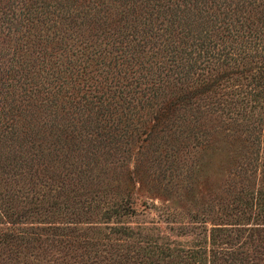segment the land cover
Instances as JSON below:
<instances>
[{"label": "trees", "instance_id": "obj_1", "mask_svg": "<svg viewBox=\"0 0 264 264\" xmlns=\"http://www.w3.org/2000/svg\"><path fill=\"white\" fill-rule=\"evenodd\" d=\"M43 18L35 21L42 24ZM11 21L1 12L0 27L7 33L18 29ZM79 21L82 31L96 37L98 32L100 39L120 36L110 45L117 53L113 71L106 76L110 63L98 64L105 89L95 120L112 114L108 105L114 99L127 104L132 86L125 71L134 66L133 52L156 46L159 38L164 58L148 65L147 79L168 91L153 118L210 94L219 114L244 127L243 146H252L239 151L218 190L200 208L187 206L185 220L172 221L180 224L168 231L123 221L135 213L127 194L126 199L103 194L91 204L84 185L65 180L74 168L52 159L54 146H0V264H264V0H111L87 9ZM20 39L15 37V47ZM60 42L54 45L60 48ZM44 46L32 41L24 56L9 58V65L43 66L53 50ZM68 64L67 59L62 68ZM131 73L137 83L146 79ZM61 86H54L52 96ZM153 96L157 100V90ZM64 118L55 113L45 124L56 127ZM33 126L23 141L48 134L47 126ZM2 137L10 143L17 139L13 130ZM246 171L255 174L252 185L241 178Z\"/></svg>", "mask_w": 264, "mask_h": 264}, {"label": "rangeland", "instance_id": "obj_2", "mask_svg": "<svg viewBox=\"0 0 264 264\" xmlns=\"http://www.w3.org/2000/svg\"><path fill=\"white\" fill-rule=\"evenodd\" d=\"M5 1L0 0V11L18 29L15 32L9 28L7 33L0 27V146H54L58 151L53 152L52 159L74 168L65 180L84 185L83 196L91 198V204L103 194L116 192L124 199L127 194L135 213L125 215L123 221L131 225L143 222L168 231L180 224L172 221L185 220L187 206L200 208L218 190L239 151L252 146H243L244 127L219 114L210 94L193 98L190 104H179L159 119L153 118L156 103L168 91L166 86L147 79L148 65L164 58L159 38L156 46L133 52L134 66L130 63V71H125L132 86L127 104L114 99L112 106L108 105L112 114L95 120L100 115V92L105 89L100 87L98 64L105 60L110 63L104 69L106 76L113 71L111 62L116 61L117 53L110 45L120 36L104 35L100 39L98 32H94L99 35L96 37L82 31L79 19L92 6L99 8L100 3L111 0H36L37 12L30 8L34 7L33 0ZM40 17L45 18L42 24L35 21ZM135 24L138 27L140 23ZM134 34L139 41L143 39L138 32ZM18 35L21 39L15 47L13 41ZM34 40L40 46L45 43V48L53 47L48 56L45 54L43 66L11 67L9 58L24 56ZM58 40L60 48L54 45ZM67 59L70 64L64 70ZM131 71L146 79L137 83ZM54 76L59 77L56 82ZM58 84L62 91L52 96ZM156 90L157 100L153 96ZM109 94L103 93L101 100ZM55 113L65 115V122L48 127L45 122ZM32 125L40 129L47 126L48 134L44 132L43 138L28 136L23 141L22 135ZM10 130L17 138L11 143L2 137ZM81 163L86 172H81ZM92 163L96 166L89 169ZM241 175L246 184L254 183L253 172ZM99 217L97 214L96 219Z\"/></svg>", "mask_w": 264, "mask_h": 264}]
</instances>
